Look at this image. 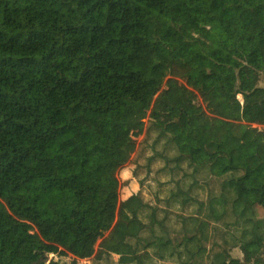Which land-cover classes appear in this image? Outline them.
<instances>
[{"label": "trees", "instance_id": "16d2710c", "mask_svg": "<svg viewBox=\"0 0 264 264\" xmlns=\"http://www.w3.org/2000/svg\"><path fill=\"white\" fill-rule=\"evenodd\" d=\"M262 80L264 0H0V264H264Z\"/></svg>", "mask_w": 264, "mask_h": 264}, {"label": "rangeland", "instance_id": "374dc122", "mask_svg": "<svg viewBox=\"0 0 264 264\" xmlns=\"http://www.w3.org/2000/svg\"><path fill=\"white\" fill-rule=\"evenodd\" d=\"M259 85L264 88V81H260ZM143 135H140L136 139V150L131 155L129 161L124 164L117 172V178L119 180V200L122 201L128 198L132 194L141 193L145 201L155 203L157 198L165 196L166 192L163 190L159 193L160 183L164 182L166 175L156 174L157 169L161 166V162L153 160L149 162L148 157L151 154V150L141 143ZM202 202H206L203 205L201 215L208 221L212 222L209 215L208 200L202 196ZM217 228L216 240L221 242L223 238L229 236L225 234V230L221 223H212ZM172 229V228H170ZM230 255L234 259L242 261V253L238 248H234L230 251ZM72 257H62V264H69ZM77 264H86L85 261H79Z\"/></svg>", "mask_w": 264, "mask_h": 264}]
</instances>
